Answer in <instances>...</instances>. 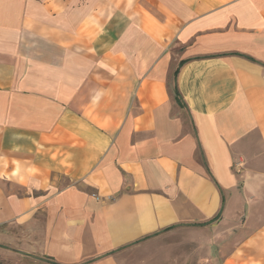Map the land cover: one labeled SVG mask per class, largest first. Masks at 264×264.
<instances>
[{"label": "crops", "instance_id": "obj_1", "mask_svg": "<svg viewBox=\"0 0 264 264\" xmlns=\"http://www.w3.org/2000/svg\"><path fill=\"white\" fill-rule=\"evenodd\" d=\"M171 227L264 264V0H0V264Z\"/></svg>", "mask_w": 264, "mask_h": 264}, {"label": "rangeland", "instance_id": "obj_2", "mask_svg": "<svg viewBox=\"0 0 264 264\" xmlns=\"http://www.w3.org/2000/svg\"><path fill=\"white\" fill-rule=\"evenodd\" d=\"M227 224L234 223L231 220ZM237 224L245 225L246 218L242 217ZM218 238L213 227H181L127 247L118 258L120 264H218Z\"/></svg>", "mask_w": 264, "mask_h": 264}, {"label": "trees", "instance_id": "obj_3", "mask_svg": "<svg viewBox=\"0 0 264 264\" xmlns=\"http://www.w3.org/2000/svg\"><path fill=\"white\" fill-rule=\"evenodd\" d=\"M177 73H178V70L175 72V76L177 75ZM175 92H176V97L178 98V91H177V89L175 88ZM174 227H171V228H168V229H166L165 231H169V230H172ZM148 238V237H147Z\"/></svg>", "mask_w": 264, "mask_h": 264}]
</instances>
